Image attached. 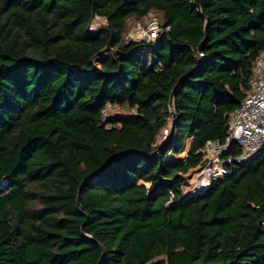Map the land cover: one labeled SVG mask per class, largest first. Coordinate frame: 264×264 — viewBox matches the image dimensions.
<instances>
[{
	"label": "trees",
	"instance_id": "trees-1",
	"mask_svg": "<svg viewBox=\"0 0 264 264\" xmlns=\"http://www.w3.org/2000/svg\"><path fill=\"white\" fill-rule=\"evenodd\" d=\"M260 50L264 0H0V264H264V149L184 195Z\"/></svg>",
	"mask_w": 264,
	"mask_h": 264
},
{
	"label": "built area",
	"instance_id": "built-area-1",
	"mask_svg": "<svg viewBox=\"0 0 264 264\" xmlns=\"http://www.w3.org/2000/svg\"><path fill=\"white\" fill-rule=\"evenodd\" d=\"M202 54L198 53V57ZM110 105L103 111L107 114ZM228 133L224 141L208 140L200 149L201 163L193 182L184 193L193 194L219 181L231 171V167L247 163L258 151L264 149V50L256 56L252 75L245 95L237 109L228 115ZM231 144L240 148L236 154L229 153Z\"/></svg>",
	"mask_w": 264,
	"mask_h": 264
},
{
	"label": "rangeland",
	"instance_id": "rangeland-1",
	"mask_svg": "<svg viewBox=\"0 0 264 264\" xmlns=\"http://www.w3.org/2000/svg\"><path fill=\"white\" fill-rule=\"evenodd\" d=\"M105 24V20L100 17H94L89 27L96 29L98 26ZM161 31L160 16L156 12H149L146 16L141 19L131 17L126 23L125 40L128 41H139V40H155L159 32ZM144 36H147L144 39ZM128 110L117 106L109 107L107 115H113L116 113L124 114Z\"/></svg>",
	"mask_w": 264,
	"mask_h": 264
},
{
	"label": "water",
	"instance_id": "water-1",
	"mask_svg": "<svg viewBox=\"0 0 264 264\" xmlns=\"http://www.w3.org/2000/svg\"><path fill=\"white\" fill-rule=\"evenodd\" d=\"M147 36H144V39H146ZM172 128H173V125H172ZM261 151V150H260Z\"/></svg>",
	"mask_w": 264,
	"mask_h": 264
}]
</instances>
